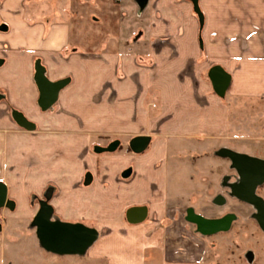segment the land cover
Here are the masks:
<instances>
[{
  "label": "crops",
  "instance_id": "0c3cea01",
  "mask_svg": "<svg viewBox=\"0 0 264 264\" xmlns=\"http://www.w3.org/2000/svg\"><path fill=\"white\" fill-rule=\"evenodd\" d=\"M129 1L0 0V182L15 207L41 197L60 207L59 219L97 228L89 258L194 264L201 237L221 243L255 208L240 201L248 207L210 216L189 207L208 219L235 216L211 235L195 225L194 238L187 215L178 222L167 203H147L183 175L204 195V166L222 165L212 155L223 148L264 159V0H199L203 24L188 0H134L135 12ZM37 62L51 81L69 79L47 110ZM214 67L230 75L224 95L210 78ZM15 112L34 129L21 130ZM141 135L150 143L135 153L130 143ZM114 141L117 150L97 151ZM131 207H146V219L128 222ZM252 233L246 261L261 264L264 236Z\"/></svg>",
  "mask_w": 264,
  "mask_h": 264
},
{
  "label": "rangeland",
  "instance_id": "374dc122",
  "mask_svg": "<svg viewBox=\"0 0 264 264\" xmlns=\"http://www.w3.org/2000/svg\"><path fill=\"white\" fill-rule=\"evenodd\" d=\"M128 3H134V10L132 11L135 12V1L130 0ZM100 27H103V25H100ZM21 130L24 129L21 128ZM123 144L125 146L127 144L126 141ZM123 147L120 149L125 150ZM212 157L214 158L213 160L221 162L222 165L209 162L204 166L207 171L206 173H202V175H205L206 180L202 181L208 187L204 195L203 191H200L195 185L197 182L196 178H191L190 180L189 177L183 178L185 177L183 175L181 179L175 181L176 184L178 183L176 189H171L167 196L163 191L162 194H165L164 196L157 197L160 199L153 197V199H157L158 201L148 202L147 205L150 208L157 209L158 207L155 206L157 202L162 204L167 203L163 209L167 210L168 207L171 210L174 209L175 212L171 211L170 215H174L178 222H185V216L188 214L187 208L189 207H195V209H198L202 213H207L210 216H220L230 210L228 208L224 210L223 207H248L238 201L239 199L234 198L230 193L229 185L238 179L237 172L232 168L231 161L228 158L216 154L212 155ZM258 192L264 195V187H259ZM222 195L226 199L225 205H220L221 202L223 203L219 199ZM166 198L167 201L165 200ZM216 199L219 204H216ZM39 200H41V197L32 198L33 207H14V209L7 207L0 208V264H107L103 259L89 258L88 252L83 255H56L41 247L36 236V227L32 224L39 209ZM58 208L60 207H54V218L57 219L60 218L57 213ZM205 209L207 211H204ZM253 214V211L246 213L249 222H241L245 219L243 218L245 215L242 216L241 213L239 217L240 221L237 223L235 232L232 235L224 236L225 238L221 243L215 236L207 239L201 237L203 241L201 253L203 255L201 256L194 249L192 254L194 261L192 263L248 264L245 253L253 245L247 241L248 234L255 231L252 235L256 239H262L264 236V231L262 229L260 230ZM169 223L167 218H165V223L161 227L165 225L169 226ZM185 225L189 226L194 238L197 236V238L200 237L197 235L195 224L190 226L188 223H185ZM253 225L254 229L252 227ZM248 230L250 231L248 232ZM235 234L239 235V237H235ZM255 246H261L260 248L263 249V244L260 241ZM157 258L160 260L159 262H163L162 257L160 258L158 256ZM259 262L264 264L263 259H260Z\"/></svg>",
  "mask_w": 264,
  "mask_h": 264
},
{
  "label": "water",
  "instance_id": "95a60500",
  "mask_svg": "<svg viewBox=\"0 0 264 264\" xmlns=\"http://www.w3.org/2000/svg\"><path fill=\"white\" fill-rule=\"evenodd\" d=\"M192 2L194 11L203 24V14L199 6V0H188ZM35 81L39 90V106L43 110L53 106L59 97L60 91L69 83V79L51 81L46 75L45 67L37 62L35 65ZM210 78L215 91L224 95L229 84L230 75L221 67L211 70ZM2 95L0 94V100ZM17 123L26 130H33L34 124L22 113L15 112ZM150 143V137L141 135L135 137L131 143V149L135 153L145 151ZM119 147V141L112 142L109 146L98 148V152H113ZM219 155L231 161L232 168L238 175V180L229 185L233 197L252 205L255 210V219L264 231V198L258 193L259 187L264 185V159L240 153L228 148L219 151ZM91 181L90 175L87 183ZM14 209L15 203L8 198L7 186L0 182V208ZM54 207L47 201L39 202V209L32 221L36 227V236L41 247L56 255H83L99 238V231L95 227H89L82 222H70L54 218ZM128 222L140 223L147 217L146 207H131L126 213ZM187 219L197 225V229L204 235H211L230 229L235 216L229 214L218 219H208L195 213L193 209L188 210Z\"/></svg>",
  "mask_w": 264,
  "mask_h": 264
},
{
  "label": "flooded vegetation",
  "instance_id": "af4514ba",
  "mask_svg": "<svg viewBox=\"0 0 264 264\" xmlns=\"http://www.w3.org/2000/svg\"><path fill=\"white\" fill-rule=\"evenodd\" d=\"M238 180V179H237ZM236 180V181H237ZM261 187H264V186H261ZM260 187V188H261ZM259 193V192H258ZM49 194H51V191H49ZM235 198V197H234ZM42 200H47V199H42ZM48 202H49V200H47ZM239 201H241V200H239ZM245 203V202H244ZM248 204V203H247ZM250 205V204H249ZM252 206V205H251ZM255 212H256V210H255ZM253 217H254V219H255V213L253 214ZM255 221L257 222V220L255 219ZM258 223V222H257ZM259 225V224H258Z\"/></svg>",
  "mask_w": 264,
  "mask_h": 264
}]
</instances>
